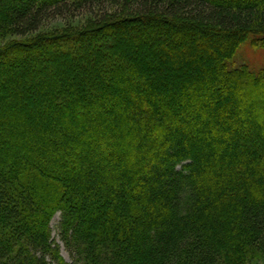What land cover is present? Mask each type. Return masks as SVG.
I'll list each match as a JSON object with an SVG mask.
<instances>
[{
  "label": "trees",
  "instance_id": "obj_1",
  "mask_svg": "<svg viewBox=\"0 0 264 264\" xmlns=\"http://www.w3.org/2000/svg\"><path fill=\"white\" fill-rule=\"evenodd\" d=\"M77 17L0 47V264H264V0H0Z\"/></svg>",
  "mask_w": 264,
  "mask_h": 264
},
{
  "label": "rangeland",
  "instance_id": "obj_2",
  "mask_svg": "<svg viewBox=\"0 0 264 264\" xmlns=\"http://www.w3.org/2000/svg\"><path fill=\"white\" fill-rule=\"evenodd\" d=\"M85 20H86V18L77 17V18H73V19L68 20V21H64V19L51 21V22L46 23L45 26L37 34L30 35V36L25 37V38L16 37L13 34H11L10 32H1L0 33V47L9 45L13 42H28L34 38L39 39L42 37H47V36H52V35H56V36L62 35V33H65L66 31L69 30L68 29L69 26H71V28L73 27L76 29H83V25L85 24ZM167 38H168V35L162 34L161 40L158 39V40H155L154 42H153V40H151V42L148 41V42H146V44L149 45L151 50L156 49V48H158L159 44L162 43V39L164 40ZM191 38H196V37H191ZM190 39H188V40H190ZM198 39H200V38H198ZM102 43H103V40L99 41V44H102ZM94 47H96V45L95 46L92 45L90 47L91 50H93ZM246 64H248L249 67H252L254 69L264 67V48H256V47H253L252 45H250L249 43H246L245 45H243L237 54V57L235 60V65L241 66V65H246ZM12 86H13V84H8L7 90L10 91V88ZM34 97H36V96H34ZM61 219H62L61 213H57L52 220L51 227H52V231H53V238L55 239L56 244L59 245L61 256L63 257V259L66 262H70L71 257L69 255L68 251L66 250L64 244L62 243L61 238H60V234H59V225H60Z\"/></svg>",
  "mask_w": 264,
  "mask_h": 264
}]
</instances>
